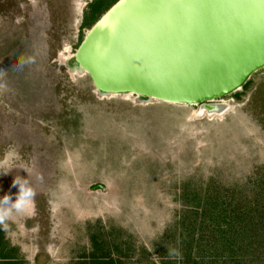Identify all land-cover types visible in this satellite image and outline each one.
Returning a JSON list of instances; mask_svg holds the SVG:
<instances>
[{
  "label": "rangeland",
  "instance_id": "1",
  "mask_svg": "<svg viewBox=\"0 0 264 264\" xmlns=\"http://www.w3.org/2000/svg\"><path fill=\"white\" fill-rule=\"evenodd\" d=\"M117 1L0 0V264H263L264 69L220 117L101 94Z\"/></svg>",
  "mask_w": 264,
  "mask_h": 264
},
{
  "label": "water",
  "instance_id": "2",
  "mask_svg": "<svg viewBox=\"0 0 264 264\" xmlns=\"http://www.w3.org/2000/svg\"><path fill=\"white\" fill-rule=\"evenodd\" d=\"M74 62L101 94L218 101L264 69V0H118Z\"/></svg>",
  "mask_w": 264,
  "mask_h": 264
},
{
  "label": "bare ground",
  "instance_id": "3",
  "mask_svg": "<svg viewBox=\"0 0 264 264\" xmlns=\"http://www.w3.org/2000/svg\"><path fill=\"white\" fill-rule=\"evenodd\" d=\"M77 67H78V69H81L78 65H77ZM81 71H82V69H81ZM104 95H107V94H104ZM125 95H129V94H125ZM132 95H136V94H132ZM112 96H114V95H112ZM136 96H138V95H136ZM138 97L142 98L141 96H138ZM145 99H150V98H145ZM150 100H152V99H150ZM191 106H198L199 107V113L205 114L208 117H216L217 115H220V114H221L220 116H222L223 114H225L229 110V104L223 100L207 102V103H204L203 105H191ZM223 108H225L224 112L222 110ZM208 109H210L212 111H209ZM226 109H227V111H225ZM207 112H211L214 114L213 115L208 114ZM220 116H217V117H220Z\"/></svg>",
  "mask_w": 264,
  "mask_h": 264
},
{
  "label": "trees",
  "instance_id": "4",
  "mask_svg": "<svg viewBox=\"0 0 264 264\" xmlns=\"http://www.w3.org/2000/svg\"><path fill=\"white\" fill-rule=\"evenodd\" d=\"M241 230H243V229H241ZM237 234H238V233H237ZM263 242H264V239H263L262 242H261V240H260L259 244H260V243H263ZM248 243H249V245L251 246V242L249 241ZM253 243H254V242H253ZM253 243H252V244H253ZM261 245H262V244H261ZM1 257H4V256H1ZM4 259H7V258H4ZM257 261L259 262V261H263V260L259 258ZM249 263H250V262H249ZM100 264H109V262H108V263H106V262L103 263V262H102V263H100ZM263 264H264V261H263Z\"/></svg>",
  "mask_w": 264,
  "mask_h": 264
},
{
  "label": "crops",
  "instance_id": "5",
  "mask_svg": "<svg viewBox=\"0 0 264 264\" xmlns=\"http://www.w3.org/2000/svg\"><path fill=\"white\" fill-rule=\"evenodd\" d=\"M1 257V256H0ZM0 260H2L1 258H0Z\"/></svg>",
  "mask_w": 264,
  "mask_h": 264
}]
</instances>
